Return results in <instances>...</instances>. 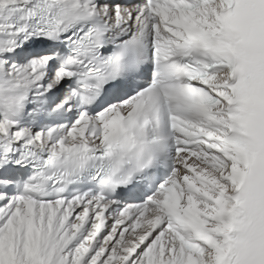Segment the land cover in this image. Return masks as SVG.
Listing matches in <instances>:
<instances>
[{
	"label": "snow or ice",
	"instance_id": "6c2138e0",
	"mask_svg": "<svg viewBox=\"0 0 264 264\" xmlns=\"http://www.w3.org/2000/svg\"><path fill=\"white\" fill-rule=\"evenodd\" d=\"M0 264H264V0H0Z\"/></svg>",
	"mask_w": 264,
	"mask_h": 264
}]
</instances>
